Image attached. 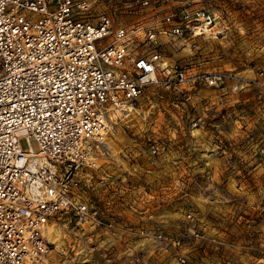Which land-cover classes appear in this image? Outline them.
<instances>
[{
	"label": "rangeland",
	"instance_id": "1",
	"mask_svg": "<svg viewBox=\"0 0 264 264\" xmlns=\"http://www.w3.org/2000/svg\"><path fill=\"white\" fill-rule=\"evenodd\" d=\"M183 6L215 18L198 36L160 37L162 61L187 67L193 80L150 85L125 111L111 114L92 153L95 188L88 193L110 201L125 226L202 230L204 237L186 246L196 264H264V0H98L93 16L106 12L124 26L153 24ZM213 71L225 81L209 86L199 77ZM153 140L164 145L151 156ZM19 145L37 150L32 137ZM49 224L54 232L44 231L51 249L44 264L102 259L97 234L89 251V236L72 221ZM132 242L143 252L150 246ZM120 243L114 242L116 251L124 248ZM152 250L142 264L149 255L147 264H158L167 254ZM109 257L110 264H129L122 253Z\"/></svg>",
	"mask_w": 264,
	"mask_h": 264
},
{
	"label": "built area",
	"instance_id": "2",
	"mask_svg": "<svg viewBox=\"0 0 264 264\" xmlns=\"http://www.w3.org/2000/svg\"><path fill=\"white\" fill-rule=\"evenodd\" d=\"M97 1L0 0V264H44L51 249L42 230L60 219L89 236V251L96 248L94 233L102 242L98 263L87 258L76 264H110L116 252L129 264H142L151 249L167 252L172 264H196L186 246L203 238L202 230L125 226L110 201L93 200L88 192L95 188L92 153L111 114L125 111L150 85L193 80L185 66L161 69L160 37L198 36L215 18L183 6L153 24L117 25L106 12L93 16ZM199 77L209 86L225 81L221 71ZM28 137L36 151L20 147ZM163 145L153 140L149 154ZM132 239L150 241L148 250H136L140 243Z\"/></svg>",
	"mask_w": 264,
	"mask_h": 264
},
{
	"label": "bare ground",
	"instance_id": "3",
	"mask_svg": "<svg viewBox=\"0 0 264 264\" xmlns=\"http://www.w3.org/2000/svg\"><path fill=\"white\" fill-rule=\"evenodd\" d=\"M205 30H208V29H205ZM200 32L198 31V32H196V34H199ZM202 33V32H201ZM168 65V63L166 62V61H161V69L162 70H166L167 69V66ZM118 110H116V111H114V112H117ZM113 112V113H114ZM106 133L104 132V135H105ZM49 222H50V220L44 225V228H43V230H42V234H43V236L45 237V235H44V231H45V229H46V232H47V235L48 236H50L49 234H51V233H53L54 231H53V229H52V226H51V224H49ZM52 223V222H51ZM53 227H54V224H53ZM45 239H46V237H45ZM47 240V239H46ZM51 240H53V237L51 238ZM48 241V240H47ZM43 261H44V258H43Z\"/></svg>",
	"mask_w": 264,
	"mask_h": 264
},
{
	"label": "crops",
	"instance_id": "4",
	"mask_svg": "<svg viewBox=\"0 0 264 264\" xmlns=\"http://www.w3.org/2000/svg\"><path fill=\"white\" fill-rule=\"evenodd\" d=\"M172 261L173 259L171 255H168V253L164 257H161L160 255V258L157 260L158 264H172Z\"/></svg>",
	"mask_w": 264,
	"mask_h": 264
}]
</instances>
